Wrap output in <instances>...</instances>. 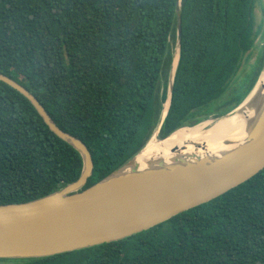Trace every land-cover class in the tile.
Segmentation results:
<instances>
[{
  "label": "trees",
  "instance_id": "trees-1",
  "mask_svg": "<svg viewBox=\"0 0 264 264\" xmlns=\"http://www.w3.org/2000/svg\"><path fill=\"white\" fill-rule=\"evenodd\" d=\"M261 0H0V72L27 88L57 125L91 151L88 188L159 137L224 116L264 68ZM180 2V6H179ZM262 47L251 70L257 42ZM80 153L31 101L0 80V205L24 203L79 179ZM0 264H264V167L225 193L134 236Z\"/></svg>",
  "mask_w": 264,
  "mask_h": 264
},
{
  "label": "water",
  "instance_id": "water-1",
  "mask_svg": "<svg viewBox=\"0 0 264 264\" xmlns=\"http://www.w3.org/2000/svg\"><path fill=\"white\" fill-rule=\"evenodd\" d=\"M177 36L178 62L174 69V56L166 100L169 107L164 114L166 102L163 104L160 121L151 139L154 136L159 140L169 137L161 139L159 135L171 105L180 58V9L177 10ZM263 74L264 68L245 100L221 117L235 112L248 100ZM0 80L27 97L51 131L74 147L83 162L79 179L64 188L32 201L0 205V259L51 257L134 236L214 199L264 167L263 93L258 105H254L246 134L229 143L227 146L230 147L215 152L203 151L204 154L196 151L175 153L177 155L168 160L160 158L143 166L137 158L150 139L123 166L84 188L94 172V161L88 146L77 136L61 129L40 101L22 84L1 72ZM203 147L201 144L197 146L198 149ZM173 150L176 152L177 149Z\"/></svg>",
  "mask_w": 264,
  "mask_h": 264
},
{
  "label": "bare ground",
  "instance_id": "bare-ground-1",
  "mask_svg": "<svg viewBox=\"0 0 264 264\" xmlns=\"http://www.w3.org/2000/svg\"><path fill=\"white\" fill-rule=\"evenodd\" d=\"M177 62L178 52L175 56L174 69ZM263 93L264 74L255 91L238 110L225 117L207 119L194 127L179 129L165 140H158L154 136L137 158V162L146 166L152 160L160 158L168 160L177 155L175 153L188 154L196 151L198 154H204L203 151L215 152L230 147L231 145L227 146L229 143L246 134L248 120L253 115L254 105H258ZM168 107L169 101L164 104V114ZM199 144L204 145L203 149L197 148ZM173 149H177L176 152Z\"/></svg>",
  "mask_w": 264,
  "mask_h": 264
},
{
  "label": "rangeland",
  "instance_id": "rangeland-1",
  "mask_svg": "<svg viewBox=\"0 0 264 264\" xmlns=\"http://www.w3.org/2000/svg\"><path fill=\"white\" fill-rule=\"evenodd\" d=\"M257 17H258V21L259 23L262 22V20H264V0H261L257 6ZM263 43L262 40H259L257 42V46L256 49H254L253 53H252V58L250 60L249 63H247L246 61L243 63L242 68H241V72H240V76H244L246 73H248L251 70L252 65L255 63L256 58L259 54L260 48L262 47ZM178 42L177 44L174 45V54L176 56V53L178 51ZM209 120H212L211 118ZM159 140V139H158Z\"/></svg>",
  "mask_w": 264,
  "mask_h": 264
}]
</instances>
